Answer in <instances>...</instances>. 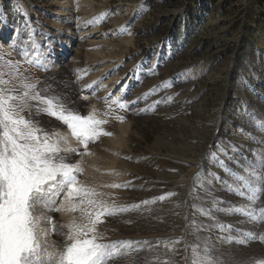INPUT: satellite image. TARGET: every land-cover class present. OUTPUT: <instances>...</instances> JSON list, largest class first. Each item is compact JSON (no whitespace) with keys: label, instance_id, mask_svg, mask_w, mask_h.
Wrapping results in <instances>:
<instances>
[{"label":"rangeland","instance_id":"374dc122","mask_svg":"<svg viewBox=\"0 0 264 264\" xmlns=\"http://www.w3.org/2000/svg\"><path fill=\"white\" fill-rule=\"evenodd\" d=\"M1 1L0 22L3 12L8 20L0 28L4 78H9L6 62L20 61L21 75L13 85L25 78L38 81L37 89L47 90L42 94L60 97L82 115L93 106L98 115L109 112L101 118L111 135L89 143L87 152L71 140L79 154L68 157L82 168L80 183L102 193V199L119 206L140 205L104 218L98 230L105 242L180 239L175 252L160 245L111 264H186L191 250L185 251V242L192 245L205 238L220 264L264 259V243L242 235L264 234V222L229 211L249 201L227 191L220 181L205 185L212 196L201 187L213 172L231 182L215 158L243 174L242 166L264 152V15L250 18V13L261 12L257 0ZM186 9L194 13L196 32L186 46L177 47L165 36ZM92 20L96 22L88 23ZM125 27L127 31H121ZM32 29L41 30L46 45L71 51L60 70L49 67L53 54L43 45L29 48ZM25 52L34 63L26 62ZM109 94L120 97L127 108L113 105L109 110L104 103ZM24 115L49 132L68 134L66 126L36 114L35 107ZM112 184L126 186L106 187ZM160 196L166 199H157ZM213 198L218 201L215 207ZM262 207L264 195L255 205L257 210ZM198 209L210 210L213 218ZM65 213L62 220L53 218L57 225L79 215ZM49 241L61 245L63 238L53 234Z\"/></svg>","mask_w":264,"mask_h":264},{"label":"snow or ice","instance_id":"6c2138e0","mask_svg":"<svg viewBox=\"0 0 264 264\" xmlns=\"http://www.w3.org/2000/svg\"><path fill=\"white\" fill-rule=\"evenodd\" d=\"M121 31H127V28ZM23 55L27 63L35 62L27 59L26 52ZM6 66L9 78L5 79V74L0 72V264H111L145 248L153 251L160 245L175 252L180 239L158 238L155 244L149 240L105 242L103 233L98 230L105 217L140 207L135 204L119 206L114 201L110 203L102 199V193L80 183L78 175L82 168L68 159L69 155L79 154V150L71 146V140L77 141L87 152L89 143L103 135H111L103 128L107 120L101 118V115L108 116L109 112L98 115V110L93 106L91 111L82 115L79 110L69 108L60 97L42 94L47 90H38V81L33 83L25 78L19 80L18 85H13L12 81L18 80L21 75L20 61H7ZM164 86H167V82ZM104 103L109 110L113 105L120 109L128 106L120 97L111 94L104 98ZM33 107L36 114L44 113L61 122L67 127L68 134L55 130L49 132L26 117L25 111L31 114ZM116 119L122 121L124 118L117 116ZM260 128L264 130V124ZM215 159L218 166L231 177V182L221 181L213 172L208 174L201 187L208 191L206 184L220 181L227 191L249 201L247 205L230 209V212L243 214L257 224L264 222V207L259 210L255 208L264 195V152L256 153L255 162L242 166L243 174L228 168L222 160ZM200 175L197 173L196 178L199 179ZM125 186L106 185L113 188ZM208 195L212 196L211 191H208ZM61 196L64 203H60ZM157 199L164 200L166 197ZM142 203L148 204L150 201ZM212 204L215 207L218 201L213 198ZM198 211L213 218L210 210ZM53 212L79 215L73 216L66 224L57 225L48 215ZM214 226L224 230L223 225ZM200 227H196L197 232ZM53 234L63 238L61 245L49 241ZM242 235L264 243V234L250 232ZM226 239L230 240L231 237ZM189 249L191 256L186 258V264L189 260L190 264H220L219 258L212 255L207 238L192 245L185 242V251ZM162 264H172V261L164 260ZM254 264H264V259L255 260Z\"/></svg>","mask_w":264,"mask_h":264},{"label":"trees","instance_id":"16d2710c","mask_svg":"<svg viewBox=\"0 0 264 264\" xmlns=\"http://www.w3.org/2000/svg\"><path fill=\"white\" fill-rule=\"evenodd\" d=\"M211 1L213 3H216L217 0H211ZM257 1H258V5L261 7V9H259L261 10V12L256 10L252 14L250 13L251 15L250 18H254L255 16L264 15V0H257ZM257 12L258 14H255ZM193 15L194 13L193 12L191 13V11L190 10L188 11V9H186L185 11H182L179 14V16L176 18V20L172 23V28L169 29V31L167 32L165 36L166 37L165 41H169V42L173 41L177 44V47L186 46L189 42V37L192 36V33L194 34L196 32V28L194 27V24L192 23Z\"/></svg>","mask_w":264,"mask_h":264},{"label":"bare ground","instance_id":"6f19581e","mask_svg":"<svg viewBox=\"0 0 264 264\" xmlns=\"http://www.w3.org/2000/svg\"><path fill=\"white\" fill-rule=\"evenodd\" d=\"M61 3V2H60ZM66 3V2H65ZM69 3V2H68ZM64 4V3H63ZM4 13V12H3ZM6 15V14H5ZM7 18V17H6ZM4 20H6V22H7V19H4ZM32 25V24H31ZM0 28H1V26H0ZM2 29H4V28H2ZM5 32H7V31H5ZM31 32H33L32 33V36L31 37H33V40H32V42H31V47H29L30 49H32L33 47H34V44H41V45H43V47H45V48H47V50H51V51H53V53H54V55H55V57L57 58V59H60V61H58V60H56V61H54L53 62V65L54 66H57V63L58 62H61L63 59H66L68 56H69V54L71 53V51H69V50H66V49H64V48H61V47H58V45H57V47L55 46V47H53L52 45H49L48 46V44L46 45V41H44L43 39H42V33H41V30L40 29H38V31L36 32V31H31ZM4 35V34H3ZM3 35H1V33H0V45L1 44H3ZM7 37V36H6ZM31 39V38H30ZM53 45H55V44H53ZM6 48V47H5ZM7 48H9V47H7ZM194 171H195V169H194ZM194 171L192 172V174L194 173ZM196 175V174H195ZM192 181H194V180H192ZM191 182V181H190ZM189 181H187V186H188V184L190 183ZM187 193H189V191H186V198H184V202L183 203H185L184 205H186V204H188V196H187ZM59 200H60V203H64V200H63V196H61L60 198H59ZM58 207H59V204L57 205ZM184 212H186V214H187V209L185 208L184 209ZM66 213L65 212H53V213H48V215H51L52 216V218H54V217H56L58 220H62L63 218H65V217H67L66 215H65ZM187 216V215H186ZM69 218L70 219H72V216L71 215H69ZM188 219V218H187Z\"/></svg>","mask_w":264,"mask_h":264}]
</instances>
